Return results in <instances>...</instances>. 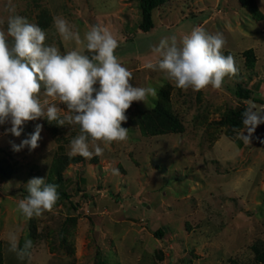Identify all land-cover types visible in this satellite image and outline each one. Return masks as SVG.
I'll return each instance as SVG.
<instances>
[{"label": "rangeland", "instance_id": "obj_1", "mask_svg": "<svg viewBox=\"0 0 264 264\" xmlns=\"http://www.w3.org/2000/svg\"><path fill=\"white\" fill-rule=\"evenodd\" d=\"M11 3L62 54L83 46L63 40L55 17L75 25L82 38L91 25L108 26L119 41L115 55L133 74L130 83L155 87L157 96L147 106L132 102L122 123L129 138L100 142L103 155L91 159L69 155L79 125L38 118L25 122L20 137L5 134L10 123L0 125V163L10 170L0 178V264H261L252 249L264 248V123L248 144L238 136L244 125L229 130L226 117L249 102L264 108V0H251L248 7L237 0H163L151 11L147 31L139 29V0ZM7 5L0 0L5 30L12 14ZM196 26L221 33L222 53L235 59L238 72L226 76L220 89L183 90L165 73L145 67L155 62L151 49L162 38L179 40ZM235 86L249 97L236 98ZM40 98H46L43 92ZM157 102L178 120L179 131H143L140 120ZM58 107L65 110L62 118L66 105ZM36 124L42 125L39 147L13 151L12 144H20ZM33 177L58 185L68 198L26 219L17 204ZM9 232L17 233L21 247L25 239L33 242L25 259L9 251Z\"/></svg>", "mask_w": 264, "mask_h": 264}, {"label": "clouds", "instance_id": "obj_2", "mask_svg": "<svg viewBox=\"0 0 264 264\" xmlns=\"http://www.w3.org/2000/svg\"><path fill=\"white\" fill-rule=\"evenodd\" d=\"M7 10L12 14L6 30L0 29V125L11 124L5 134L20 137L25 122L38 118L56 121L58 126L79 125L80 134L71 140L69 155L87 159L103 155L100 142L126 141L129 129L121 126L127 122L126 111L134 101L147 106L149 98H156L157 89L130 83L132 72L115 55L117 35L108 26L91 25L82 38L75 25L57 16L54 26L63 40L83 46L62 54L54 44L46 45L43 29L15 14L11 0ZM224 45L221 33L210 34L196 26L179 40L175 35L162 38L151 49L155 62L149 61L145 67L165 73L166 79L183 90L220 89L226 76L238 72L234 57L222 53ZM84 50L92 55L84 54ZM41 92L46 97L43 101ZM56 101L66 105L62 118L60 113L65 110ZM241 116L244 130L238 136L249 144L257 126L264 123V108L249 102ZM41 131L42 125L36 124L20 144H12V150L36 149ZM57 188L45 183L43 177L31 178L26 184L28 195L19 200L17 210L26 219L52 211L59 199ZM8 243L9 251L20 260L29 256L33 247L30 239L21 247L16 232H9Z\"/></svg>", "mask_w": 264, "mask_h": 264}, {"label": "trees", "instance_id": "obj_3", "mask_svg": "<svg viewBox=\"0 0 264 264\" xmlns=\"http://www.w3.org/2000/svg\"><path fill=\"white\" fill-rule=\"evenodd\" d=\"M163 0H139V9H140V22L139 29L141 31H147L152 27V22L150 18L151 11L161 4ZM239 4L243 7H248L251 4V0H237ZM249 53V50H246V55ZM233 95L238 99H247L249 97V91L238 86H235L232 89ZM257 100V99H254ZM245 107L237 106L231 109L226 117L227 125L229 130H236L242 123L241 113L245 110ZM144 119V121H143ZM141 127L144 123L145 129L144 132L159 133L166 131H179L181 126L178 120L172 115L166 107L161 103H155V106L152 111L143 114V118L140 120ZM122 126V125H121ZM148 130V131H146ZM10 170L9 167L0 163V178H7L9 176ZM59 194V193H58ZM61 197L68 198L67 194H59V199ZM158 235V232H155ZM253 258L256 262L264 264V248L257 249L253 248Z\"/></svg>", "mask_w": 264, "mask_h": 264}]
</instances>
